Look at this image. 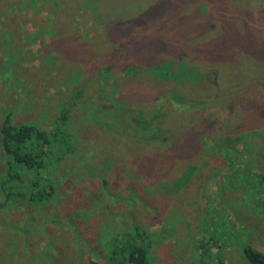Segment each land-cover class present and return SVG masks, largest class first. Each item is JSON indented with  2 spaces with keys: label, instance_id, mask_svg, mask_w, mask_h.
<instances>
[{
  "label": "rangeland",
  "instance_id": "374dc122",
  "mask_svg": "<svg viewBox=\"0 0 264 264\" xmlns=\"http://www.w3.org/2000/svg\"><path fill=\"white\" fill-rule=\"evenodd\" d=\"M22 1L0 0L15 16L0 31V116L12 109L17 120L52 127L73 86L89 69L112 62L103 57L110 29L131 43L93 88L126 108L139 105L138 87L162 94L165 88L132 83L137 72L147 73L137 61L144 51L134 45L143 31L126 23L137 12L159 18L143 25L154 29L165 11L177 10L176 19L149 33L165 36L163 55L187 65L184 78L203 80L199 69L216 90L207 98L202 81L179 87L188 92L184 114L195 112L191 119L176 102L181 96L151 104L158 107L152 122L161 120L149 134L111 125L97 99L77 101L65 128L75 148L59 153L54 146L41 169L59 186L57 194L30 205L15 196L0 206V264H129L135 225L148 234L142 241L148 264H251L246 247L264 253V0H186L179 9L174 0H140L150 10L139 0ZM155 129L159 140L174 130L176 143L155 141ZM4 171L0 156V201ZM37 178H28L38 184L35 192L51 183ZM20 180L8 185L11 197L30 189L29 180Z\"/></svg>",
  "mask_w": 264,
  "mask_h": 264
},
{
  "label": "trees",
  "instance_id": "16d2710c",
  "mask_svg": "<svg viewBox=\"0 0 264 264\" xmlns=\"http://www.w3.org/2000/svg\"><path fill=\"white\" fill-rule=\"evenodd\" d=\"M115 1L118 2L119 0H114V3ZM139 2L144 3L145 1L139 0L138 3ZM174 2L176 3V5L178 4L177 9H179V7L184 4V2L186 3V0H174ZM26 3L30 4L31 2L30 0H24V2L22 1L21 5ZM144 4L147 5V9H151V6H148V4L146 3ZM153 5L154 4H152V7ZM146 8H144L143 11H145ZM174 12L176 13L177 10L171 11V13L165 11L162 15L163 17L161 19V25H158V27H154V29L159 28L157 30H160L162 28H165L167 21L176 19V16L173 17ZM137 13H134L132 15V19H129L126 23L132 22L135 24L133 26L136 31H139L138 29H140V31H143L138 34V38L136 39L134 45L137 51L138 49H142L144 51V53L141 52L138 54L139 57L137 56V61L142 65H147V67L144 69V72H147L148 74L137 72V75L133 77L134 79L132 80V83L136 82V80H139V82L146 81L149 84L148 87L158 86L160 88H165L164 90H162V94L154 92V94L151 96L149 95V90L142 93V90L145 89L138 87L140 89L137 92V102L139 105L133 107L131 103H127L128 108H126L123 107V103H121V101H115L113 99V101L111 99L109 100L107 96L108 94L104 95L99 90L93 88V82L96 81V78L98 76L103 77L111 74L110 70L112 66H114L117 60L124 57L125 52L127 50L126 45L131 43V37H128V35H124V33H112V29H110V31H108V39H106L107 41L105 42L106 49L107 46H110V49L109 52H107L108 54H104L103 57L107 61L109 60L112 62L105 63L102 66H96L92 70L89 69V72L87 74L88 77L81 80V82H79L77 85L73 86L72 93L67 98L63 99L58 103V107L53 115V120L51 122L52 127L40 126L36 121L32 120H17L13 116L14 111L12 109H7L4 112L2 111L0 116V156L4 160L5 171L4 177L1 180V185L4 187V189H6V191L4 192V194H2L3 201H0V206L4 205L9 199L14 198L15 196L19 199H23L25 203H29L30 205L38 204V202L44 203L50 198H52L55 193L57 194L59 186H55L52 183V176L50 175V178L48 175L45 174V172H41V169L45 167L46 161L51 162L52 157H54V146H57V148H59V153H63L67 149L72 150L73 148H75V144L71 141L70 138V130L67 132L65 131V128L68 126V122L71 118V108L73 106H78L77 101L83 102L85 105L87 101L91 99H97V102H99V104H97L98 111L105 108L101 111H105L107 116L111 118V125H114L115 127H121L125 129L127 133L132 132V129L136 128L138 132L137 134H139L140 132L149 134L153 133L154 127H156L157 123L161 120V117H159V119L157 118V120L159 121L154 119V122H152L151 118H153V116L158 113V107L156 108L150 106L151 104H163L164 106L166 101H175V98H178L176 96H181V98L179 100H176V102L178 101L177 103L181 108L182 114L187 119H191L194 116L195 112L186 111V113L184 114L185 109H189V98L187 97L188 94H186L188 92L183 93L179 91L180 86H185L186 88L188 85L192 86L195 82L202 81L199 85L201 86L200 90L203 92L204 96H206L207 98L213 97L214 90H216V87L214 86L210 78L207 77V75L199 69L198 73L199 75H201V78H203V80H199L195 77L190 79H187L186 77L184 78V76L182 75L184 74L183 69L187 65H183V62L177 63L175 60H172L173 58L170 57V55H163L162 46L165 40H161V38L165 36L156 35L155 37H153L149 33V29H154L152 27H147L146 25L143 26L145 24V21L152 19L153 23H156L158 22L157 20L159 18H156L155 15L151 17H144L146 13L143 16ZM9 14L15 17L14 12H11ZM9 14L0 5V31H2V29L8 26L9 24H13L12 21H9L12 19ZM110 14L111 12L106 15L110 16ZM127 15L128 14L126 13H121L119 17L124 18ZM110 17H108V19ZM3 19H6V23L3 22ZM133 19L136 20L137 23L134 22ZM121 24L123 23L116 22L114 25L121 26ZM136 25L142 26V28H137ZM13 33L14 28L10 27V34ZM175 36L177 42L180 38L176 32ZM123 40H125L124 43L120 44V42ZM165 45H168V47L172 48L170 46V43H166ZM127 48L131 49L129 45L127 46ZM145 58L148 59V62L145 61ZM187 70H190L193 73L194 71L192 70H195V66H190ZM196 99L197 98L194 97V100ZM192 104L197 106V103ZM200 104L204 109L205 104ZM136 109L137 111L142 112L135 115L133 111ZM1 110L2 108H0V111ZM205 110H207V108L204 109V112ZM136 116L137 118L134 119ZM207 117L208 116H204L205 122H209ZM196 118L198 119L201 125H205L203 119L200 116H197ZM181 124L182 123L180 122L179 125L181 126ZM189 126L193 128V125ZM179 129H181V127ZM200 132L203 131L201 130ZM158 137L159 131L155 129V141H158L160 144L168 142V145L176 143L174 130H169L167 133L162 132L161 140H159ZM137 138L138 137H133V139ZM67 141L68 144L66 146L63 145L64 142L67 143ZM150 141H153V137L152 140L150 139ZM202 146H204V144H202ZM36 175L38 176V180L44 178L46 180L51 181L47 188H42V191L37 190V192H35V188H37L38 184L36 183V181H31L28 179L29 177H33ZM20 179L29 180L28 187H30V189L25 192V196L18 193L11 197L12 194L10 193V190H7L8 185H11V182L19 181ZM22 187H24V185H21V188ZM4 189L2 188V191ZM133 228L135 229L134 235L136 238V242H132L130 250L127 252L128 255L126 260L129 264H148L149 260L147 256V249L142 243L144 238L148 237V234L140 233L138 231L139 227L137 225H135ZM12 244L13 243L11 242V249L13 247ZM202 247L199 246V251L203 250ZM244 253L248 260L251 262V264H264L263 252L253 249L252 247H246L244 249ZM201 258H203L202 255ZM198 264L205 263H203L201 260Z\"/></svg>",
  "mask_w": 264,
  "mask_h": 264
},
{
  "label": "crops",
  "instance_id": "0c3cea01",
  "mask_svg": "<svg viewBox=\"0 0 264 264\" xmlns=\"http://www.w3.org/2000/svg\"><path fill=\"white\" fill-rule=\"evenodd\" d=\"M11 243V242H10ZM83 262H85L84 260H83Z\"/></svg>",
  "mask_w": 264,
  "mask_h": 264
}]
</instances>
